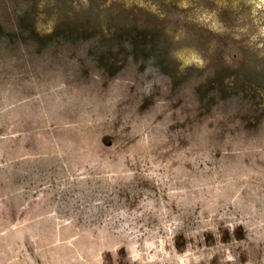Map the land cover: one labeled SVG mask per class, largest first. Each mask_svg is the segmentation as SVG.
I'll return each instance as SVG.
<instances>
[{"label":"rangeland","instance_id":"1","mask_svg":"<svg viewBox=\"0 0 264 264\" xmlns=\"http://www.w3.org/2000/svg\"><path fill=\"white\" fill-rule=\"evenodd\" d=\"M0 264H264V0H0Z\"/></svg>","mask_w":264,"mask_h":264}]
</instances>
